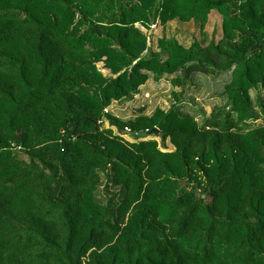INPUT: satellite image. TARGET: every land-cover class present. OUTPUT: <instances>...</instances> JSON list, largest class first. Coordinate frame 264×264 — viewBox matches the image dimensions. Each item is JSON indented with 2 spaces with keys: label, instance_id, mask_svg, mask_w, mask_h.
<instances>
[{
  "label": "trees",
  "instance_id": "1",
  "mask_svg": "<svg viewBox=\"0 0 264 264\" xmlns=\"http://www.w3.org/2000/svg\"><path fill=\"white\" fill-rule=\"evenodd\" d=\"M219 77L210 114L110 113ZM0 264H264V0H0Z\"/></svg>",
  "mask_w": 264,
  "mask_h": 264
},
{
  "label": "rangeland",
  "instance_id": "2",
  "mask_svg": "<svg viewBox=\"0 0 264 264\" xmlns=\"http://www.w3.org/2000/svg\"><path fill=\"white\" fill-rule=\"evenodd\" d=\"M222 22V15L217 11H213L209 15L208 23L203 31L200 29L199 24L194 21L182 22L176 19L169 22L165 27L154 25L150 31L144 30V32H146L149 38L150 46H153V49L156 51H160L157 48V42L162 38L175 39L185 48H189L195 41H198L205 47L212 41H219L223 37ZM101 66L102 64L99 65L100 68ZM102 72L106 76L109 75L107 70H103ZM224 83L225 77L210 78L200 83L197 88L192 90L187 88V91L182 93V88H173L167 79H163L160 82H153L150 79L145 89L133 101L114 102L109 109L110 113L119 119L128 121L139 116L141 110L146 115H151L157 108L167 111L183 96V99H186L185 103H183L184 108L186 107V112L195 113L193 109L197 105L196 108H204L206 113L210 114L211 104L214 102V94L221 89ZM175 96H178V98ZM106 127H108V124H106ZM114 130L119 134L115 128ZM122 137L130 142L134 141L129 134H122ZM149 139H155L158 142L160 140L155 136H150L145 140ZM167 149L168 151L174 150L170 142L167 143Z\"/></svg>",
  "mask_w": 264,
  "mask_h": 264
},
{
  "label": "water",
  "instance_id": "3",
  "mask_svg": "<svg viewBox=\"0 0 264 264\" xmlns=\"http://www.w3.org/2000/svg\"><path fill=\"white\" fill-rule=\"evenodd\" d=\"M257 48H258V45L254 49H257ZM159 133H160L159 130L154 128V129L146 131V132H139L136 135L140 139H145L146 137H150V136H158Z\"/></svg>",
  "mask_w": 264,
  "mask_h": 264
}]
</instances>
